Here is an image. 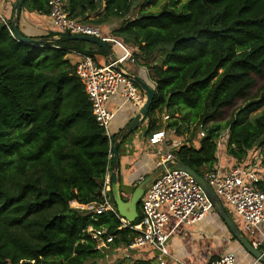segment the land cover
Returning <instances> with one entry per match:
<instances>
[{"label": "trees", "instance_id": "16d2710c", "mask_svg": "<svg viewBox=\"0 0 264 264\" xmlns=\"http://www.w3.org/2000/svg\"><path fill=\"white\" fill-rule=\"evenodd\" d=\"M67 1L72 17L102 25L103 33L121 20L109 33L132 47L155 84L147 133L163 129L165 115L178 136L194 126L174 150L179 162L204 176L216 169L223 135L239 163L264 145V87L249 97L264 75V0H188L184 10L175 4L160 11L147 10L159 0H147L133 17L139 0ZM49 2L24 6L49 13ZM12 20L0 22V264H98L107 252L90 228L105 227L113 247L130 244L136 232L112 212L76 207L104 201L116 135L109 138L96 121L67 55L96 60L105 50L81 40L22 42L9 29ZM238 99L244 104L224 120Z\"/></svg>", "mask_w": 264, "mask_h": 264}, {"label": "built area", "instance_id": "2783aa9c", "mask_svg": "<svg viewBox=\"0 0 264 264\" xmlns=\"http://www.w3.org/2000/svg\"><path fill=\"white\" fill-rule=\"evenodd\" d=\"M67 0H50L49 16L56 26L57 33L66 35H89L108 43L117 42L115 38L105 36L101 26L80 22L71 16L67 9ZM9 29L13 33L12 28ZM14 34V33H13ZM76 55V74L85 87L86 94L93 106V115L102 126L109 138L110 124L115 117V112L107 109L108 99L116 92H121L126 101H131L141 107L145 100V92L135 82L125 69L118 64L120 60L109 61L101 65L94 58L81 52L73 51ZM127 56L131 55L129 51ZM205 136V131H200V138ZM225 135L219 140L218 157L221 143L226 142ZM169 141L168 132L164 129L156 130L149 136L150 144L157 146ZM182 141H172V146L179 148ZM113 146V144H112ZM113 151L110 150L109 158L112 159ZM179 160L174 151L165 152L158 162V167L165 166V173L153 181L141 199V217L135 222H129L121 217L116 205L110 198L108 188L111 185V171L106 175L102 203L92 202L86 205H76L85 209L92 215H101L112 212L122 222V228H129L136 232L134 240L128 245H122L120 253L129 256L131 251L144 246L152 247L156 252L159 264H166L165 257L169 256L168 242L170 233L165 231V225L169 215H173L178 223H194L201 221L214 209V204L205 193L198 181L188 172L168 164L178 163ZM214 188L216 194L226 198L232 205L237 215L254 229L264 222V174L258 170V166L251 163L234 164L226 173L218 168L206 172L203 176ZM92 235L98 241L100 249L109 248L114 241L113 235H107L105 227L100 229L90 228ZM263 241L257 242L260 247ZM234 252H227L204 264H235Z\"/></svg>", "mask_w": 264, "mask_h": 264}, {"label": "crops", "instance_id": "0c3cea01", "mask_svg": "<svg viewBox=\"0 0 264 264\" xmlns=\"http://www.w3.org/2000/svg\"><path fill=\"white\" fill-rule=\"evenodd\" d=\"M17 3L18 0H0V22L9 21L12 17L13 19L15 18ZM115 25L117 24L110 22L107 26L113 28ZM109 27L104 30V34L110 37ZM18 28L25 36L33 38H47L50 33H57L56 26L49 13L32 11L25 6H23ZM53 38H57V36L51 39ZM115 39L117 42L109 43L114 52L112 59L120 60L118 65L121 68L131 75L142 78L155 89V84L150 78L147 68L133 60L132 47L117 38ZM127 51L131 55L127 56ZM67 57L73 64L77 59L74 53L68 54ZM97 57L96 60L101 65L108 64L111 60L106 56V53L97 54ZM106 106L107 109L115 112V117L110 124V133L112 135L119 134L140 111V107L131 101H126L121 92L113 94L108 99ZM163 120L164 124H167L170 116L165 115ZM147 126L148 122L144 121L119 143L118 179L120 181V192L126 198L131 196L140 180L145 179L159 168L158 162L162 159L165 152L178 149L172 146V141H182L174 130H169V141L154 146L149 142L150 134L147 133ZM199 139L200 137L196 142L197 144ZM221 144L216 168L222 173H226L237 161L227 152L226 142ZM252 153L250 152L249 154ZM249 157L250 155H248ZM248 158H246L247 161L240 164L250 163ZM257 166L258 170L262 171L260 163ZM111 191L112 185L108 188V192L110 193ZM220 200L226 212L255 245L257 242L263 241L260 249L264 251V222L259 228L254 229L255 232L252 233L253 228L241 216L236 214L233 205L224 197H220ZM164 229L171 234L168 242L170 255L165 257L166 264H204L227 252L235 253V264H263L250 255L234 238L215 207L201 221L190 224L178 223V220L173 215H169V220ZM121 246L113 247L110 245L105 251L108 252L112 249V251L117 252H115L116 254H121L122 258L129 260L131 264H159L156 259V252L150 246L133 250L129 256L120 253L122 251Z\"/></svg>", "mask_w": 264, "mask_h": 264}, {"label": "water", "instance_id": "95a60500", "mask_svg": "<svg viewBox=\"0 0 264 264\" xmlns=\"http://www.w3.org/2000/svg\"><path fill=\"white\" fill-rule=\"evenodd\" d=\"M25 0H18L16 10H15V18L12 20L11 27L16 36L22 41L30 44L40 45L47 44L53 40L64 39V40H81L89 43L97 44L101 46L106 53V56L112 59L114 56V52L106 40L99 39L94 36L89 35H62L57 38H40L36 39L33 37L23 36L18 29V23L20 17L22 15L23 6ZM131 75V74H130ZM131 77L135 80V82L140 86V88L145 92L146 100L144 104L140 107V111L138 114L132 119V121L113 138V157L111 163V185L112 191L110 192V198L114 201L117 211L119 215L129 222H135L139 218V205L142 197L144 196L147 187L155 181L157 178L162 176L165 173L166 167L161 166L155 172L147 176L145 179L140 180L136 188L133 190L131 196L129 198H123L120 192V181L118 179V171H119V143L120 141L126 137L127 134L136 130L145 120L147 115L150 112V108L155 99V89L150 86L147 82H145L142 78L138 76L131 75ZM168 167H175L179 170H183L191 174L198 183L202 186L207 196L213 202L216 210L218 211L220 217L231 231L233 236L238 240V242L244 247V249L252 255L255 259L264 264V251L260 248L256 247L255 244L242 232V230L238 227L236 222L231 218V216L224 209L219 196L216 194L214 188L207 182V180L199 175L193 168L190 166L178 162L168 164Z\"/></svg>", "mask_w": 264, "mask_h": 264}, {"label": "rangeland", "instance_id": "374dc122", "mask_svg": "<svg viewBox=\"0 0 264 264\" xmlns=\"http://www.w3.org/2000/svg\"><path fill=\"white\" fill-rule=\"evenodd\" d=\"M147 0H139L137 2H135L131 13L129 14L128 17H133L138 15L140 9H141V5L143 3H145ZM188 0H181V3H179V0H159L158 4L156 6H150L147 7V10L149 11H160L161 9L165 8V7H170L173 5H177V9L179 10H184V6L187 3ZM121 22L120 19H113L112 23H116L117 25H119ZM93 23V22H90ZM94 24V23H93ZM117 25H115L113 28L117 27ZM96 58H98L96 56ZM264 87V75L262 77H257V82L255 84V86L252 88L251 92H250V96L249 97H253L255 95H258L261 88ZM245 102V99H238L234 106L225 109L224 112V120H228L232 117L233 113L239 108L241 107ZM261 112V110H258L257 112H255L253 115H257ZM164 130H166L168 132V134L170 133L169 129L166 127V124H164ZM194 126L191 127V130L188 131V134L190 135V133L192 132ZM189 135H184V136H180L182 140V142H185L187 138H190ZM257 150L254 151L252 154H249L250 157L248 158L251 165L252 166H257L260 163V168L262 169L261 173L264 174V145H257ZM237 161V160H236ZM239 163V162H237ZM116 251H112L109 250L107 252V256L104 259H97L98 264H131V262L129 260H126V258H122L121 254H116Z\"/></svg>", "mask_w": 264, "mask_h": 264}]
</instances>
